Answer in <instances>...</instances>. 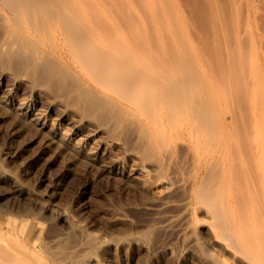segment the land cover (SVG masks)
Here are the masks:
<instances>
[{
    "label": "rangeland",
    "instance_id": "374dc122",
    "mask_svg": "<svg viewBox=\"0 0 264 264\" xmlns=\"http://www.w3.org/2000/svg\"><path fill=\"white\" fill-rule=\"evenodd\" d=\"M98 1L117 24L120 25L117 19L121 20L122 15L125 16L123 17L125 20L129 15L137 27L140 28L142 25L141 30L144 31L145 39L151 42L149 45L152 44L149 50L151 57L155 55L156 58H160V55L165 54L167 60L164 58L165 55L162 58L166 61L171 59L172 62L168 61L171 65L176 62L174 61L176 58L185 61L186 70L195 73L197 77L200 97L209 107L210 120L218 126L222 121L225 122L224 128L220 126L217 134L228 138L227 148L223 151L217 149L215 140L208 134L209 129L203 131L205 132L204 137H200L196 131L191 132L193 123L191 125L186 119L176 123L166 118L160 121L158 115L147 116L132 106V115L127 118L129 123L126 127H133L136 123L135 128L139 123H145V127L148 126L144 133H148L156 143V149L148 153L151 160L156 159V162L154 160L152 162L147 158L146 151L142 149L135 151V147L139 145L138 137L141 134L139 128L137 130L133 127L135 133L132 127L126 128L129 134L131 132L137 135L136 137L130 134L125 135L126 138L123 133L127 132L125 129L123 132L118 130L120 134L116 138L108 135L103 127L88 125L86 120H81L79 116L72 114L71 107L64 105L60 99L53 98V95L48 96L49 94L41 93L37 89L32 91L28 87L22 90L10 82L8 87L4 88L6 93L3 94L8 95L9 93L8 96L13 98L16 107L31 108L30 118L39 114L37 119L40 126L32 124L30 119L27 120L28 122L22 121L8 110L10 105L3 103L2 109V104H0V264H203L206 263L204 262L207 261L206 259H209L210 253L222 256L231 264L233 259L230 254L220 250L221 248L215 242L217 227L214 225L216 222L213 219V213L209 212L206 206L195 204L190 205L188 212H185L183 207L180 208L181 204L185 203V198H183L185 195L180 196L181 193L178 195L182 198L181 201V198L178 200V196L175 198L174 195L179 194V191L182 192L180 189H183L182 194H185V186L190 185L200 173H205L215 163L214 167L220 165L221 169H215L216 171L221 170V175L225 171L229 173L230 182L224 183L217 171L222 181L220 185H218L219 182L216 183V173L210 180L216 183L212 185L215 190L211 188L212 192L217 193H213V196L216 195L214 197L216 199L219 195L218 190L222 188L220 192L225 202L226 216L240 244L253 253L260 244L251 242L250 246L257 245L252 246L255 248L252 250L247 246L249 245L246 243L249 242L247 237H254L251 240L256 242L257 237L255 236L260 234L259 239L264 241V0H118L116 2L118 4L114 5H118L116 8L120 9L119 14L122 15L115 16L120 18H116L112 13L111 9L114 7L111 8L108 5L111 3H106L108 6L105 4L110 0L104 3L102 0ZM129 18L128 21H130ZM125 22L123 21V24ZM104 26L100 27L105 29ZM136 30H133L134 33ZM123 31V35L127 38L126 31ZM141 37H143L142 34ZM133 39L131 38L137 44L140 37ZM156 48L157 51L162 50L158 52L162 53L159 56L157 52V54L155 52H153L154 55L152 54L151 49L156 51ZM168 63L167 67L173 68L174 64L170 67ZM4 75L7 76V74ZM34 91L36 94L33 93ZM67 109L70 110L67 111ZM72 117L75 118L70 120ZM51 128L57 138L62 139L64 136L62 140L68 147L64 148L50 140L46 132ZM102 128L103 130H100ZM131 129L133 132L130 131ZM83 132L86 136H83ZM156 137H159L161 146L160 143L158 145ZM161 137H164V140ZM129 140L133 144L131 142L128 144ZM168 142L173 148L168 145ZM178 144L182 149H179ZM185 144L187 147H184ZM121 145L124 147V153L121 152ZM160 147L165 150L162 151ZM69 149L70 152H68ZM167 151L172 153L171 156H166L169 155L166 154ZM180 151L183 156H185L184 153L186 156L183 157ZM140 153H146V159H143ZM152 154L154 157H151ZM160 155H163L162 161ZM177 156L183 158L180 160ZM165 157H170L167 159L168 164ZM173 158L175 165L178 166L174 165V169H171L169 166L174 164ZM157 160H160L161 164L165 163L166 167L168 166L167 173L171 174L172 170L175 172V174L172 173L176 179L173 181H176L175 188L169 187L165 180L159 182L156 180L159 170L155 168L160 164ZM175 167L176 169L182 168L178 169L182 171L179 172ZM155 174L156 178H150V175L155 177ZM169 177L172 178L171 175ZM218 177L216 176L220 180ZM232 181L234 184L231 186ZM163 182L166 183L165 186ZM164 189H168L167 192ZM169 191L177 192L171 193V196L174 195L173 199H170ZM159 196L164 198L163 202ZM240 197L242 199L245 197L246 200L244 199L243 202L247 201V204H240L242 202ZM233 200L240 206L237 204L235 207ZM152 202L157 205L153 203L151 206ZM171 208L172 210L178 209L173 210L174 213H172ZM154 209L160 213L156 215L157 212L155 213ZM204 209L205 212H203ZM184 213L187 216H184ZM162 216L167 217L166 219L163 217L166 220L165 223L160 218ZM182 217L185 222L190 218L189 223L180 221L178 225L173 226ZM156 218H158L156 223L158 220H162V223L159 221L160 224H156ZM180 224L187 225L184 228ZM158 228H162L160 232ZM155 230H158L156 235H154ZM186 230L188 232L184 236ZM253 230H256V235L252 233ZM58 232L63 234H58ZM72 232L74 235L71 238L72 235L69 237V234H73ZM65 235L71 238L70 240L74 239L69 245L73 246L75 243L76 245L70 247L68 244L65 245L66 243L63 244L61 241L65 242ZM8 237L15 239L20 247H17L16 242L10 241ZM57 243L61 248L67 246L66 250L67 252L70 250L71 255L67 258L58 256L56 250L60 247ZM261 243L264 245V242ZM193 244L194 252L191 247L190 250L188 249ZM196 245L198 250H196ZM46 247L49 248V252L45 249ZM6 250H10L12 256L8 255ZM13 255L18 257L15 258Z\"/></svg>",
    "mask_w": 264,
    "mask_h": 264
},
{
    "label": "bare ground",
    "instance_id": "6f19581e",
    "mask_svg": "<svg viewBox=\"0 0 264 264\" xmlns=\"http://www.w3.org/2000/svg\"><path fill=\"white\" fill-rule=\"evenodd\" d=\"M105 1L106 0H104V1L102 0L103 3ZM117 1L118 0H115V2H114L113 0L112 1L110 0L108 2L106 1L105 4L111 3V4H113V6H111V4H108V5H110L111 8H113V7L116 8V7H118V5L115 6L114 4ZM116 4H118V3H116ZM113 9H111V11H113L112 13L114 14V16L115 15L119 16L120 15L119 12L121 13L120 9L116 8V10L114 9L115 11ZM116 11H118L117 12L118 14L117 13L115 14ZM118 16H115V17L120 18ZM122 16L125 17L124 15H122ZM123 17H122V19H124L123 21L125 22L129 18V15H128V18L126 17L127 18L126 20ZM117 20H118V23L120 22V25L122 23L121 26L119 24H117V22L112 18V16L107 12V10H105V8L102 7V5L100 4V2L98 0H0V94L2 93V95H0V104H2L1 105L2 109L4 107L3 103H5L6 105H10V107H9L10 109H8V110L10 112L14 113L15 115H17L19 118H21L22 121L28 122L27 120L30 119V122L32 124L34 123L35 126L39 124L38 123L39 120L37 119V115H39V114L30 118L31 113H32L31 108L19 106L20 105L19 103H18L19 105H17L19 107H16V105L14 104L13 98H10V96H8L9 93H8V95L7 94L4 95L6 93V91H5L6 89H4V88L8 87V84H10V82H11V84H13L16 88H22V90H23V88L26 89L28 87V88H31L32 91L37 89L41 93L49 94L48 96L53 95V98L60 99L64 105L71 107L73 109L72 114L79 116L81 120H86V122H88V125L91 124L93 126L97 125L99 127H103V128H105L104 131H106V133L108 135L115 136L116 138H117L118 134H120V133H118V130L123 132V130L125 131V129L128 128V127H126L128 125L127 123H129V122H127V118L130 115H132V106H133L137 110H140L143 113H145L147 116H152V114L158 115L160 121H164V119L166 118L167 120L169 119L173 123H176L177 121H182V120L186 119L189 121V123H191V125L193 123V125L191 127V132L196 131L197 135L199 134L200 137H204L203 133H205V132H203V131H207L209 129L208 134H209L210 138L215 140V144L217 146V149L222 150V151L224 149H226L227 145H228V138L222 134L221 135L217 134V132L219 130L218 128H220V126H222L221 128H224L225 122L222 121L221 124H219V126H218L217 124L213 123L210 120V118H209V114H210L209 107H208V105H206V101L204 102L203 101L204 99H202V97H200L201 96L199 93L200 91L197 87V77H196L195 73L186 70L185 61H181L179 58H176V60H174L176 62L173 63L174 65L172 64L173 68L167 67V63H168V61L171 60L170 59L171 57L169 58L170 60L166 61L167 58L163 52V54L165 55L164 58L166 60L164 58H162L164 55L161 56L160 54H162V53H158V52H160L161 49H159V51H157L158 50L157 48H156V51H153V49H151L152 54H153V52H155V54L158 53V56L160 55V58L159 57L156 58V56L154 54H153L154 55L153 57L150 56L149 50H150V45H152V44L149 45L150 41L148 42V40L145 39L144 31L141 30L143 28L142 25L138 24V26L140 25L141 27L140 28L137 27L136 23L133 22L131 20V18H129L130 21L127 20V23H129V24H127L126 22H125V24H123V21L121 22L120 19H117ZM131 23H133V24H131ZM99 25L100 26L105 25L104 26L105 29H103V27L101 28ZM134 26L136 28H134ZM123 30L126 31L125 32L126 36L128 35L127 38L123 35V32H124ZM133 30H136V33H134L135 31H133ZM137 32H138V35H137ZM140 32L143 35L144 39H142L143 37H141ZM133 33H134V35H133ZM138 36L140 37V39ZM129 37H131L132 39L138 38L139 40H138L137 44L139 46L135 43V41H133L134 39L133 40H131V38L128 39ZM132 42H134V44H132ZM136 48H139V49H136ZM152 48H154V47H152ZM161 52H162V50H161ZM154 57H155V59H153ZM177 60H179V61H177ZM170 62H172V61H170ZM168 65H171V63H168ZM172 65L170 67H172ZM4 74H7V76H5ZM10 89H12V88H10ZM26 92H28V91H26ZM33 93L36 94L35 91ZM41 97H42V95H41ZM33 101L34 100H32V102ZM19 102H21V101H19ZM25 102H24V104H25ZM44 103H45V100H44ZM48 103H50V102H48ZM39 104H41V103L39 102ZM53 104H55V103H53ZM57 105H59V104H57ZM64 105L62 107H64ZM157 109H159V110H157ZM69 110L67 109V111H69ZM45 111H46V109H45ZM59 111H60V109H59ZM59 116H60V114H59ZM61 116H62V114H61ZM65 118H66V116H65ZM65 118H63V119H65ZM73 118H75V117L70 118V120ZM130 119H132V118H130ZM134 119H136V118H134ZM128 121H129V119H128ZM76 122H78V121H76ZM80 123H81V121H80ZM22 124H25V123H22ZM134 124H135V122H134ZM72 125H73V123H72ZM145 125H146L145 123L144 124L139 123L138 127L135 128L134 126H137V123H136V125L133 126L135 129L139 128V131L141 133L139 135L138 141H137L139 145H137V147H135V146L134 147L136 148L135 151H137V149H142V150L146 151L147 152V158L151 160V158L148 157V155L153 150L156 149V143L152 140L151 136L148 133H144V132H146V130L148 128V126H146L147 127L146 128ZM197 125H198V128H197ZM28 126H29V123H28ZM39 126H40V124H39ZM67 126H68V124H67ZM26 127H27V125H26ZM131 127H129V128H131ZM133 127H132V129H133ZM28 128H31V127H28ZM32 128H35V127H32ZM42 128H44V126H42ZM88 128H89V126H88ZM88 128H87V130H88ZM103 128L100 130H103ZM91 129H92V127H91ZM128 129H126V131ZM132 129L130 131H132ZM135 129H133V131ZM27 130L29 131V129H27ZM123 133H124V136L131 134V132L129 134L128 131L123 132ZM125 133H128V134H125ZM134 133H135V131H134ZM46 134L50 138V140L56 142L57 144H59V146H62L64 148L68 147V145L64 142V140H62L64 138V136H62L63 137L62 139H60L61 137L57 138V135L52 131V128L50 131L48 130L46 132ZM82 134H83V136H86V135H84V132ZM103 135H105V134H103ZM131 135H133V133ZM159 135L160 134L158 133V136ZM177 135H178V131H177ZM38 136H40V134ZM136 136L137 135H135V137ZM105 138H107V137L105 136ZM156 138H158L157 142L159 145V143H160L159 137H156ZM161 138L163 139L164 137H161ZM120 139H122V137ZM128 139H130V138L128 137ZM105 140L107 141V139H105ZM131 140L128 141L129 142L128 144H130V142H131V144H133L132 141H134V140H132V141ZM121 142H123V141H121ZM126 142H127V140H126ZM56 143H55V145H56ZM109 143H110V141H109ZM162 143H163V141H162ZM115 144H117V143H115ZM128 144H127V146H128ZM168 145L172 146V145H170V142H168ZM122 146L123 145H121V148H122L121 152L124 153L123 152L124 147H122ZM160 146H161V143H160ZM185 146H186V144L184 145V147ZM162 147H164L163 144H162ZM178 147H179V144H178ZM178 147H177V150H178ZM181 147H182V145H181ZM71 148H73V146ZM130 148H131V145L129 146V149ZM172 148H173V146H172ZM160 149H161V147H160ZM169 149H171V148H169ZM179 149H182V148L179 147ZM183 149L186 150V148H183ZM75 150H78V149H75ZM117 150H119V149H117ZM127 150H128V147H127ZM127 150H125V151H127ZM161 150L164 151L165 149L163 148ZM167 150H168V147H167ZM168 151H170V150H168ZM168 151L166 152V154L168 153ZM182 151L186 152L184 150H182ZM68 152H70V149ZM138 152H137V154H138ZM189 152L190 151H188V153ZM105 153H106V151H105ZM131 153H134V152L131 151ZM87 154L89 155V153H87ZM102 154H100V155H102ZM107 154H104V155H107ZM140 154H139V156H140ZM153 154L151 155V157H154ZM158 154H161V153H158ZM168 154L169 155H166V156H171L172 153L171 154L168 153ZM123 155H125V154H123ZM141 155L143 156V159H146L145 158L146 153L145 154L142 153ZM181 155L183 156L182 152H181ZM184 155L186 156L185 153H184ZM126 156H128V155H126ZM182 156L181 157L177 156V157L180 158V160H181L183 157H185V156H183V157ZM68 157H70V156H68ZM135 157H137V156H135ZM140 157H139V159H140ZM160 157H161L160 160L162 161L164 159L163 155H160ZM169 158L170 157H168V158L165 157L166 161ZM79 159H81V158H79ZM139 159H136V160H139ZM153 160H151V161L153 162ZM160 160H157V162L159 161V163H160L161 162ZM174 160L175 159L173 158V162H174ZM72 161H74V160H72ZM98 161H99V159H98ZM145 162H147V161H145ZM154 162H156V159L154 160ZM173 162L171 161V163H173ZM216 162H217V160H216ZM92 164H94V163H92ZM155 164L156 163H154V165ZM160 164H159V167L157 166L158 169L155 168L156 170H159L158 175H157L158 178L156 180L158 182L160 180H165L168 182L169 187H171L172 189L175 188L176 187L175 186L176 181L175 182H173V181L176 179H174L175 176L172 174L174 171L172 170L171 174L167 173L166 171H168L167 170L168 166L166 167L165 163H163L161 165ZM164 164H165V166H164ZM167 164H168V161H167ZM212 164H214V163H212ZM220 164H221V162H220ZM174 165H175V162L172 166L170 165L169 167H171V169H174V167H173ZM214 165L213 166L211 165V167L208 170H206L205 173H200L195 180L192 179L193 181L191 182V184L188 185L187 187L185 186V190H186L185 194H182L183 189H180V190H182V192H180L177 188V190L179 191V194H174L175 191L174 192L169 191L170 192L169 196L171 197V198L170 197L169 198L173 199L172 196H174V195L176 198V196L180 195V193H181L180 196L185 195L183 197V198H185V203L183 205L181 204L180 208L183 207L185 212H188L190 205L195 204V205H204L208 208L209 212L213 213L212 216H213L214 221L216 222V224H214V225L217 227L215 242H216L217 246L219 248H221L220 250H223V251L230 254V257H232V259H233V262H231V264H235V263L237 264V263H241V262H243L245 264H264V248H263L264 245H262L263 243H261L264 241H262V239H259V236H261L260 234H259V236L256 235L255 231L257 229L253 230L254 232H252L256 235L255 237H257L256 242H254L253 239L251 240V238H254V237H252V236L247 237V241H249V242H246V243L249 244L247 246L251 247V249L253 247L257 246L256 245L257 242H258V244L261 245V246L259 245L258 247H256V249L253 248V249H255V251H253V253H252L251 250L245 249L240 244V242L237 238V234H236L229 218L226 216L225 202L222 200L221 192H220V190L222 188L220 190H218L219 188L216 185L215 186L218 188V189L217 188L216 189L218 190L219 195L217 196L216 199L214 198L216 195L215 196H213V195L217 194V193H215V191L212 192L213 190H215L214 189L215 187L212 188V185L214 182H212L210 180L215 175V173L217 174V175H215V179L217 181L216 180L215 181H216V183L219 182L218 185H220L221 184L220 181H222L221 178L218 177L219 174H220L219 176H222L224 183L230 182L229 173L228 172L226 173V171H225L221 175V173H220L221 170H217V171H219V174H218V172L216 171L215 168L221 169V167H220V165H218L220 168L214 167ZM143 166H145V165L143 164ZM175 166L177 167L178 165H175ZM176 167H175V169H176ZM142 168H144V167H142ZM171 169H169V170H171ZM178 169H182V168H178ZM178 169H176V170H178ZM153 170L154 169H152V171ZM178 171L180 172L182 170H178ZM153 172H155V171H153ZM168 174H170L173 179L171 177H169L170 175H168ZM174 174H175V172H174ZM179 174L180 173H178V175ZM151 176L152 175H150V178H152V179L156 178V174H155V177H151ZM216 176L220 180H218L216 178ZM3 177H4V175H3ZM178 179L180 181V176L178 177ZM178 179H177V182H178ZM183 180H185V179H183ZM211 182H212V184H211ZM233 182L234 181H232L231 186H232V184H234ZM154 183H155V181H154ZM216 183H214V184H216ZM165 184L166 183H164V186H165ZM160 186H162V185H160ZM169 187H167V188L170 189ZM219 187H221V186H219ZM179 188H180V186H179ZM211 188L213 190H211ZM168 189H166V190H168ZM158 190H160V188ZM161 191H163V189H161ZM171 193H173L174 195L171 196ZM175 193H177V192H175ZM251 194H249V195H251ZM163 196L165 197V195H163ZM180 196H178V198H177L178 200H179V198H181ZM241 196L243 197L244 195H241ZM159 197H161V196H159ZM159 197H157V198H159ZM242 197H240L239 199H242ZM212 198H214L215 200ZM234 198H236V197H234ZM154 199H156V198H154ZM163 199L164 198H162L161 201ZM236 199H238V198H236ZM244 199H245V197L242 199V202H240V204L241 203L247 204V201L243 202ZM167 200H168V198H167ZM176 200H175V202H176ZM181 200H182V198L180 199V201ZM233 201L235 203V207H237V204H239V203H236L235 200H233ZM156 202L158 203V201H156ZM153 203L154 202H152V204H150V205L152 206ZM157 203L156 204L154 203V204L157 205ZM159 203L161 204V202H159ZM240 204H239V206H240ZM155 205H154V207H155ZM175 206H177V205H175ZM172 207L174 208V206H172ZM177 209L178 208H176V210ZM198 209H200V208H198ZM122 210H124V209H122ZM161 210H163V209H161ZM171 210H172V208H171ZM173 210H172V213H174V211H176V210H174V211ZM154 211H155V209H154ZM165 211L169 213L168 210H165ZM165 211H162V212H165ZM178 211H181V210H178ZM156 212H157V210L155 211V213ZM203 212H205V209ZM158 213H160V212H157L156 215H158ZM202 215H203V213H202ZM184 216H187V215L185 214ZM163 217L165 218V216H162L160 218L163 219ZM168 217H169V215H168ZM204 217H206V216H204ZM157 219L158 218L155 219L156 221L155 220H152V221H155V223H156ZM165 219H163L164 223L166 222ZM183 219H184L183 217L181 220L179 218L178 223L174 224L173 226L178 225L180 221L181 222L183 221ZM188 220H190V218ZM69 221H68V223H69ZM159 221L160 220H158V223H156V224L162 223L161 222L162 220L160 221V223H159ZM183 222L186 223L185 221H183ZM172 223H174V222H172ZM188 223H189V221H188ZM167 224H170V223H167ZM187 224H183V225L180 224V225H181V227L182 226L184 227ZM237 225H238V223H237ZM153 226H154V222H153ZM156 227H158V226H156ZM196 227H198V226H196ZM199 227H200V225H199ZM155 229H157V228H155ZM161 229L162 228H160V229L158 228L159 232ZM158 230H155L154 235H156L155 233H157ZM206 230H207V227H206ZM151 231L152 230H150V232ZM162 231H164V230H162ZM167 231H169V229ZM167 231H165V232H167ZM208 231H209V229H208ZM75 232H77V231H75ZM186 232H188V231L186 230L184 232V236H185ZM191 232H192V229H191ZM204 232H205V229H204ZM58 234H63V233L58 232ZM161 234H162V232H161ZM70 235H72L71 236V238H72L74 233L69 234V237H70ZM55 236H57V235H55ZM201 236H203V235H201ZM65 237H66V238H64V239H66L65 242H63V240L61 241L63 244L66 243L65 245L68 244V246H70V247H73L74 245H76V243L73 244V246L69 245V243L70 244L73 243V242L71 243V241L72 240L74 241V239L70 240L71 238H69L66 235H65ZM241 237H242V235H241ZM206 238L207 237L205 236V239ZM209 238H211V237H209ZM190 239L191 238H189V240ZM242 239L244 240L243 237H242ZM13 240L15 241V239H13ZM13 240H12V238L10 239V241H13ZM59 240H61V239H59ZM89 240H86V241L89 242ZM194 240H195V238H194ZM139 241H141V240H139ZM150 241L152 242V240H150ZM191 241L194 242L192 239H191ZM191 241H189V242H191ZM131 242H133V241H131ZM151 242H150V244H152ZM189 242H187V244ZM243 242H245V241H243ZM251 242L256 243L255 246H253V244H252L253 247L250 246ZM62 243H61V245H62ZM57 244H59V243H57ZM206 244H210V243H206ZM18 245H19V243H18ZM18 245L16 242V246L20 247ZM65 245H63V246H65ZM77 245H79V244H77ZM193 246H194V244H193ZM193 246L190 245L188 247V249L191 247V250H192V248L194 250L195 246L194 247ZM201 246H202V243H201ZM210 246H209V248H210ZM59 247H60V244H59ZM66 247L65 248L60 247L57 250L55 249L57 252V255L62 256L63 258L69 257L71 255L70 250L67 252ZM150 247H151V245H150ZM197 247L198 246L196 245V248ZM218 247H216V248H218ZM249 247H247V248H249ZM259 247H261V248H259ZM25 249H26V247H25ZM45 249H47V247ZM48 249H47V251L49 252ZM203 249H204V247H203ZM196 250H198V248ZM7 251H8V255L12 256V254H10L11 251L6 250L5 252H7ZM53 251H54V249H53ZM52 252H51V254L53 255ZM56 252L54 254H56ZM198 252H200V251H198ZM204 252H205V250H204ZM206 252H208V251H206ZM199 254H201V253H199ZM207 254H205V255H207ZM8 255H6V256H8ZM14 255H13V257H15V258L18 257V256H14ZM58 256H56V257H58ZM6 259H7V257H6ZM202 259H204V258H202ZM8 260H14V259H8ZM206 260L207 261H204L206 263H203V264H230L225 259H223L222 256L215 255L214 253H210L209 259H206ZM16 264H18V263H16Z\"/></svg>",
    "mask_w": 264,
    "mask_h": 264
}]
</instances>
